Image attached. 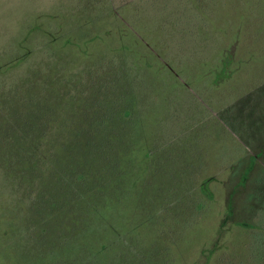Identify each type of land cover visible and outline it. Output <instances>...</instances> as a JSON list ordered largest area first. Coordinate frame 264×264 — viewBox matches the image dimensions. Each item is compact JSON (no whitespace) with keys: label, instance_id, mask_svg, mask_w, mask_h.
Instances as JSON below:
<instances>
[{"label":"trees","instance_id":"obj_1","mask_svg":"<svg viewBox=\"0 0 264 264\" xmlns=\"http://www.w3.org/2000/svg\"><path fill=\"white\" fill-rule=\"evenodd\" d=\"M245 2L248 25L256 23L251 32L264 30V0ZM107 4L84 0L71 7L83 15L77 20L68 14L65 23L61 16L45 26L29 25L23 43L32 47L17 49L15 59L0 67V178L4 189L24 193V218L28 223L34 218L42 238H52L43 251L51 263L175 264L165 241L195 228L208 208L202 160L200 155V162L183 158L181 145L171 144L180 129L167 130L160 118L155 136L164 143L155 145L161 153L147 165L151 177L145 180L149 186L163 181L161 190L168 193L151 197L144 192L143 219L137 225L129 221V202L143 174L132 155L150 107V73L120 48L95 56L83 47L85 38L88 43L97 38L92 31L100 28V7L103 13ZM69 20L76 27L68 33ZM76 29L81 35L74 43ZM10 42L21 46L22 41ZM80 55L89 57L87 64L80 65ZM233 61L229 49L224 68ZM162 197L164 202L155 206ZM246 251L238 259L222 257V264H264V202L248 225Z\"/></svg>","mask_w":264,"mask_h":264},{"label":"rangeland","instance_id":"obj_2","mask_svg":"<svg viewBox=\"0 0 264 264\" xmlns=\"http://www.w3.org/2000/svg\"><path fill=\"white\" fill-rule=\"evenodd\" d=\"M72 2L0 0V67L15 59L17 49L32 47L23 43L31 25L45 26L61 16L65 23L68 14L70 19L83 17L71 7L84 0ZM106 6L103 13L100 7V28L92 31L97 38L89 43L85 38L83 47L95 56L120 48L150 73V107L132 155L143 174L141 188L129 202V221L137 225L143 219L144 192L151 197L168 193L161 190L159 179L155 186L146 183L151 177L147 165L161 153L155 145L164 143L155 136L162 118L167 130L180 129L171 144L181 145L183 158L198 160L200 155V181L208 203L195 228L165 241L170 258L175 264H222V257L245 256L248 225L264 202V30L251 32L256 23L248 25L245 0H109ZM86 20L93 22L90 16ZM69 22L68 33L76 27ZM78 35V29L72 30L74 43ZM18 38L21 46H13L10 41ZM229 49L234 61L225 69ZM88 58L80 55L78 62L85 65ZM170 107L176 113H169ZM3 185L0 178V264H55L43 252L52 238H42L40 224L24 218V193H12ZM146 235L152 237L151 232ZM102 263L108 264L105 259Z\"/></svg>","mask_w":264,"mask_h":264}]
</instances>
